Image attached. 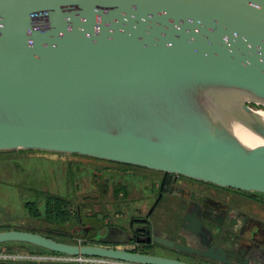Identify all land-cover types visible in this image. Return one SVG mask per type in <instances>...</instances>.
<instances>
[{"label":"water","instance_id":"1","mask_svg":"<svg viewBox=\"0 0 264 264\" xmlns=\"http://www.w3.org/2000/svg\"><path fill=\"white\" fill-rule=\"evenodd\" d=\"M253 107L264 108V0H0V152L76 154L264 194V143L245 146L230 129L264 142ZM182 229L203 243L197 213ZM5 243L190 264L29 231H1ZM204 256L231 264L220 250Z\"/></svg>","mask_w":264,"mask_h":264},{"label":"flooded vegetation","instance_id":"2","mask_svg":"<svg viewBox=\"0 0 264 264\" xmlns=\"http://www.w3.org/2000/svg\"><path fill=\"white\" fill-rule=\"evenodd\" d=\"M78 156L104 163L100 171L102 175L108 176L99 182L101 192L103 198L115 195L117 201L120 200L118 211L110 213L104 210L105 213L99 215L84 213L78 206L72 219L66 223L72 226L70 231L54 232L58 234L54 237L56 240L59 238L65 243L87 246H120L127 251L190 264H224L204 256L212 248L222 251L231 264H264V194L223 188L181 175ZM135 175L140 187L149 193L145 211H126L129 207L126 204L135 199L130 197L138 195V191L122 183L123 179L113 180L114 176L130 178ZM109 188L113 192L108 191ZM115 188L118 191L114 192ZM108 207V204L103 203L104 209L110 210ZM194 212L198 214L203 227L200 231L203 243L195 241L182 229L185 216ZM108 227L126 232L125 243L111 245L98 241V233ZM34 233L39 234L36 231ZM50 233L53 234L50 231L41 232L40 235L52 238ZM165 240L188 246L194 253L169 249L161 243Z\"/></svg>","mask_w":264,"mask_h":264},{"label":"rangeland","instance_id":"3","mask_svg":"<svg viewBox=\"0 0 264 264\" xmlns=\"http://www.w3.org/2000/svg\"><path fill=\"white\" fill-rule=\"evenodd\" d=\"M253 109L264 110L261 107H253ZM16 152L12 154L0 153V232L18 230L36 231L41 234V232L52 231L53 234H50L53 239L58 236L54 232L68 233L72 227L71 225H64L46 218L43 193L66 197L68 191V200L72 205L70 207L72 216L78 206L81 207V211L84 213L89 212L99 215H103L104 210L110 213L118 211L117 205H119L120 200L117 201L115 195L103 198L101 192L102 187L99 182H103V177L108 176L107 174L102 175L100 171L103 169V162L64 153L46 151L42 153L43 151L37 150L32 152L18 150ZM38 176L43 177L37 180ZM113 178L114 182L123 179L122 183H127L138 191V195L130 197L135 199L126 204L129 207L125 210L134 211L138 209L145 211V205L148 204L147 201L149 202V200H146L149 193L140 187V182H137L138 177L135 175L130 178L127 176H114ZM29 179L33 182H29ZM66 181L69 186H67ZM29 184L31 185L30 188L33 187L37 192L40 190L42 194L37 193V196L27 192V190L29 191ZM39 184L44 187L39 186ZM111 188L108 191L113 192ZM115 191H118V189L115 188ZM74 195L77 196L76 199L73 198ZM26 200L36 202L39 211L37 218L32 217L25 208ZM103 203L108 204L110 210L104 209ZM60 242L63 241L60 240ZM40 254H46V252L17 243L0 245L1 261L15 264H34V261L30 259H17V257H31Z\"/></svg>","mask_w":264,"mask_h":264},{"label":"trees","instance_id":"4","mask_svg":"<svg viewBox=\"0 0 264 264\" xmlns=\"http://www.w3.org/2000/svg\"><path fill=\"white\" fill-rule=\"evenodd\" d=\"M32 151H34V150H25V152H32ZM0 153H7V154L11 153L12 154V153H17V152L16 151H6V152L3 151V152H0ZM42 153H45V152L43 151ZM76 156H78V155H76ZM42 177L43 176H38L37 180H39ZM37 180H36V182H37ZM26 182H28V181H26ZM29 182L32 183L33 181L31 179H29ZM66 183L68 184L67 181H66ZM39 186L44 187L41 184H39ZM67 186H69V184ZM28 187H29V191L27 190V192H29L31 194H36L37 196H38L37 193L42 194V192L40 190H39V192H37V190L34 189L33 187L30 188L31 187L30 184H29ZM39 189H41V188H39ZM43 195H44V209H45L44 211H45L46 218L48 220H50V221L55 220L57 222H60L61 224H66L72 219L73 216L70 213V207L72 205L70 203V200H68V198H69L68 191L66 193V197H60V196H57L56 194H50V193H45V194L43 193ZM24 205H25V208L29 211V214L32 217L37 218L39 216V211H38V208H37V205H36L35 201H33V200L27 201L26 200ZM80 209H81V207H80ZM75 212H76V208H75L73 214H75ZM43 236L49 237L47 235H43ZM17 244L29 246V247H32V248H36V249H39V250L44 251L46 253H52V252H48L46 250H43V249L28 245V244H22V243H17Z\"/></svg>","mask_w":264,"mask_h":264},{"label":"built area","instance_id":"5","mask_svg":"<svg viewBox=\"0 0 264 264\" xmlns=\"http://www.w3.org/2000/svg\"><path fill=\"white\" fill-rule=\"evenodd\" d=\"M17 259H25V260L30 259L31 261H34V264H42V263L43 264H47V263L48 264H133L107 257L83 256V255L67 256L56 253H46L31 257L19 256L17 257Z\"/></svg>","mask_w":264,"mask_h":264},{"label":"bare ground","instance_id":"6","mask_svg":"<svg viewBox=\"0 0 264 264\" xmlns=\"http://www.w3.org/2000/svg\"><path fill=\"white\" fill-rule=\"evenodd\" d=\"M256 114L264 121V110H258ZM230 129L236 138L245 146L253 147L264 143L259 137L237 123H231Z\"/></svg>","mask_w":264,"mask_h":264}]
</instances>
